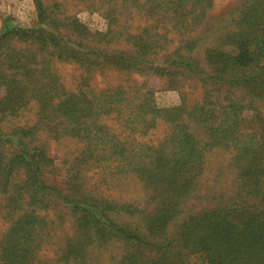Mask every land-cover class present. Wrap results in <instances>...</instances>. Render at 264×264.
<instances>
[{
    "label": "rangeland",
    "instance_id": "374dc122",
    "mask_svg": "<svg viewBox=\"0 0 264 264\" xmlns=\"http://www.w3.org/2000/svg\"><path fill=\"white\" fill-rule=\"evenodd\" d=\"M156 261L264 264V0H0V264Z\"/></svg>",
    "mask_w": 264,
    "mask_h": 264
},
{
    "label": "trees",
    "instance_id": "16d2710c",
    "mask_svg": "<svg viewBox=\"0 0 264 264\" xmlns=\"http://www.w3.org/2000/svg\"><path fill=\"white\" fill-rule=\"evenodd\" d=\"M36 33V31L34 30H30V31H26V34H32V33ZM77 50H69V49H61V55H69L71 53H76ZM147 51L146 48H141V53ZM148 61L145 62H139L137 64H144L147 63ZM119 65V67L123 68V69H131L134 68L135 64H131L129 62L127 63H117ZM144 65H140L144 66ZM68 100H63L62 103V107H67V109L69 111L72 110V107L76 106V104L72 101ZM20 163L19 164H24L25 167L29 168L28 170V176H27V183L28 186L31 187V199L33 201L36 200V197L38 196V194L41 193L43 188H47V184H46V180L43 178V169H44V165H39L38 163H35L34 160L28 158L27 156H25V154H21L20 155ZM40 163H42V160L39 161ZM18 164V165H19ZM43 164V163H42ZM18 165H14L12 166L13 169L16 168ZM33 169V170H32ZM70 190V192L72 194H67V195H61V193L59 194V198H62V200H64V202H66V204H72L74 205L73 210L74 212H77L79 209H85L87 210V216L83 219H77V223H85V226H87L86 224L90 223L88 221H90L92 219V221H111L110 220V216H111V209L108 206L104 207L102 206V204L95 202L94 200L90 199L88 196H78L76 193V191L72 188L69 187L68 188ZM82 203V204H81ZM213 255H216L213 254ZM169 259H161V262H167ZM175 261V260H174ZM173 261V262H174ZM153 264H158V261L153 262Z\"/></svg>",
    "mask_w": 264,
    "mask_h": 264
}]
</instances>
